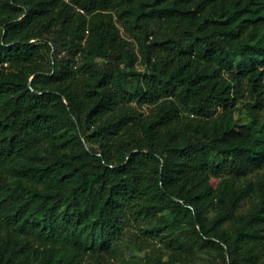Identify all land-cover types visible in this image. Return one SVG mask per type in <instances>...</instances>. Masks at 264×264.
<instances>
[{
    "label": "trees",
    "instance_id": "trees-1",
    "mask_svg": "<svg viewBox=\"0 0 264 264\" xmlns=\"http://www.w3.org/2000/svg\"><path fill=\"white\" fill-rule=\"evenodd\" d=\"M262 109L264 0H0V264H264Z\"/></svg>",
    "mask_w": 264,
    "mask_h": 264
},
{
    "label": "rangeland",
    "instance_id": "rangeland-1",
    "mask_svg": "<svg viewBox=\"0 0 264 264\" xmlns=\"http://www.w3.org/2000/svg\"><path fill=\"white\" fill-rule=\"evenodd\" d=\"M128 40L133 43L135 53L140 56L137 43L133 38H128ZM135 68L137 70H144L145 67L141 63V56L136 63ZM245 100L247 99L245 97H242L237 106H239ZM151 107V105L147 104L140 107L138 106V108L140 110H143L145 113H149ZM222 110L223 109H221V111ZM243 111L244 112H236V115H243V113H245V109ZM259 119L264 120V109L259 112ZM261 172L263 171L261 170ZM247 208L248 203H245L242 206L241 211H244ZM132 234H134L132 236V239L134 237L135 241L124 245L122 247V253L118 258L107 260L103 264H148L149 258L152 255L156 256L157 254H159L161 248H163V250H167L168 248V246L166 245L167 242L162 241L157 237L146 236L145 232L141 230L140 225L138 224H134V226L132 227ZM214 254L215 252L212 250L201 252V257L198 260V264H214L213 260H211ZM217 264H223L222 260H219Z\"/></svg>",
    "mask_w": 264,
    "mask_h": 264
}]
</instances>
